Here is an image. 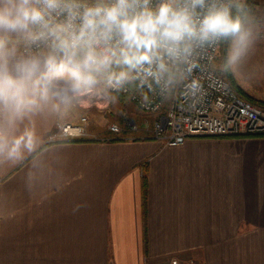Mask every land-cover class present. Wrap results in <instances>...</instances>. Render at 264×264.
<instances>
[{"label": "crops", "instance_id": "crops-1", "mask_svg": "<svg viewBox=\"0 0 264 264\" xmlns=\"http://www.w3.org/2000/svg\"><path fill=\"white\" fill-rule=\"evenodd\" d=\"M71 108L0 118L9 139L34 134L0 157V264H264V135L168 145L90 113L89 133L112 139L47 142Z\"/></svg>", "mask_w": 264, "mask_h": 264}, {"label": "clouds", "instance_id": "clouds-1", "mask_svg": "<svg viewBox=\"0 0 264 264\" xmlns=\"http://www.w3.org/2000/svg\"><path fill=\"white\" fill-rule=\"evenodd\" d=\"M252 22L247 0H0V118L58 112L100 87L170 93L195 48L214 41L229 42L223 68L235 72ZM33 143L0 130V157Z\"/></svg>", "mask_w": 264, "mask_h": 264}, {"label": "built area", "instance_id": "built-area-1", "mask_svg": "<svg viewBox=\"0 0 264 264\" xmlns=\"http://www.w3.org/2000/svg\"><path fill=\"white\" fill-rule=\"evenodd\" d=\"M221 41L195 48L188 63L182 66L180 79L170 93L162 92L158 86L150 90L131 85L121 92L97 88L73 103L82 110L75 119L58 122L47 136V142L112 139L91 135L87 125L91 107L106 108L115 93L126 95L128 101L143 114L153 115L151 120L144 117V124L147 126L150 122L151 136L168 145L181 144L190 136L264 135V106L238 94L214 68ZM145 94L147 101L142 98ZM122 115L130 131L136 130L138 124L135 118L126 115V112ZM108 130L112 135L121 132L115 122L108 125ZM177 262L180 264L177 258H171L167 264Z\"/></svg>", "mask_w": 264, "mask_h": 264}, {"label": "rangeland", "instance_id": "rangeland-1", "mask_svg": "<svg viewBox=\"0 0 264 264\" xmlns=\"http://www.w3.org/2000/svg\"><path fill=\"white\" fill-rule=\"evenodd\" d=\"M256 1L257 3L254 4L253 7L248 9L251 12L253 18V22L251 24V27L253 28V44L250 47L247 55L243 58L238 69L235 72L225 71L223 65L228 53L229 43L226 50L223 51L221 42L217 57L214 62V68L228 80L231 87L238 94L243 96V94L241 93L243 92L244 94H247L248 96L253 97L256 100L264 102V0ZM127 102L128 101L122 102L118 100L115 94H113L106 108L91 107V122L96 124V121L100 117L104 121H110L114 120V118H117L115 119V123H117L118 121L120 122V119H122L123 117V112H126V115H128L129 111H131L130 107H128L129 104ZM71 107V114L73 116V120L76 118L79 111L82 110V108L74 104ZM131 107L135 106L131 104ZM136 111L137 119H135V121L142 120V123H144V117H147L149 120H151V114L144 113V115L137 109ZM110 123L112 122H108L107 125H109ZM149 124L150 122H148V125Z\"/></svg>", "mask_w": 264, "mask_h": 264}, {"label": "trees", "instance_id": "trees-1", "mask_svg": "<svg viewBox=\"0 0 264 264\" xmlns=\"http://www.w3.org/2000/svg\"><path fill=\"white\" fill-rule=\"evenodd\" d=\"M256 3H257L256 0H247V8L249 9V8L253 7L254 4H256ZM221 42H222V50L224 51V50H226L229 42L227 40H222ZM241 93L243 94L244 98L246 97L247 99H249V101L251 100L252 103L254 102V104L256 103V105L264 106V102H262L260 100H256L253 97H250L247 94H244L243 92H241ZM115 96L117 97L118 100H120L122 102L128 101L127 96L124 95V94L115 93ZM127 103H129V101ZM143 185H144V181H143ZM142 188H143V191H144V187L143 186H142ZM143 196H144V194H143ZM144 236L145 235H143V239H145Z\"/></svg>", "mask_w": 264, "mask_h": 264}]
</instances>
